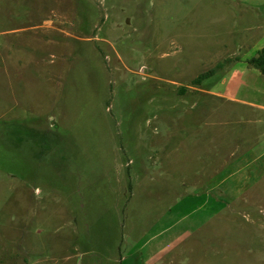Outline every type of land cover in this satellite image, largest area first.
Here are the masks:
<instances>
[{
	"label": "rangeland",
	"instance_id": "374dc122",
	"mask_svg": "<svg viewBox=\"0 0 264 264\" xmlns=\"http://www.w3.org/2000/svg\"><path fill=\"white\" fill-rule=\"evenodd\" d=\"M262 49L264 0H0V264H264Z\"/></svg>",
	"mask_w": 264,
	"mask_h": 264
},
{
	"label": "crops",
	"instance_id": "0c3cea01",
	"mask_svg": "<svg viewBox=\"0 0 264 264\" xmlns=\"http://www.w3.org/2000/svg\"><path fill=\"white\" fill-rule=\"evenodd\" d=\"M261 51V50H260ZM250 107V106H249ZM250 108H253V107H250ZM253 109H257V107H254ZM257 110H260V111H262L263 113H264V108H262V109H257ZM248 124H249V126H250V129H249V131L250 130H253L254 132L255 131H257V130H260V129H264V114H262V115H258V116H256V117H253V118H251L249 121H248ZM245 143V142H244ZM262 156H264V153L263 154H260V155H257V156H255L254 158H253V163H255L257 160H260V159H262ZM232 158H233V160L236 158V155H234V156H232ZM242 160V159H241ZM240 160V161H241ZM239 161V162H240ZM238 162V163H239ZM239 170L237 169V171L234 173L235 175L236 174H239V173H241V171H239ZM251 176V175H250ZM251 177H253V179L255 178V176H251ZM253 188V187H252ZM236 191H238V190H236ZM238 193V192H237ZM169 229H171V227H169V228H167L164 232H166V231H168ZM164 232H162V233H164ZM169 250H171V245H169V246H166V247H163L162 249H160L156 254H155V256H154V258H155V260L154 261H156V262H161L162 261V259H163V256L165 255V254H167V251H169Z\"/></svg>",
	"mask_w": 264,
	"mask_h": 264
},
{
	"label": "trees",
	"instance_id": "16d2710c",
	"mask_svg": "<svg viewBox=\"0 0 264 264\" xmlns=\"http://www.w3.org/2000/svg\"><path fill=\"white\" fill-rule=\"evenodd\" d=\"M248 64L252 68L258 70L262 75H264V49L259 51L258 56L256 58L249 60ZM210 74H212V72L209 73V75ZM209 75H204L201 78H204V77L209 76ZM201 78L198 79L196 82H200V80H202Z\"/></svg>",
	"mask_w": 264,
	"mask_h": 264
}]
</instances>
